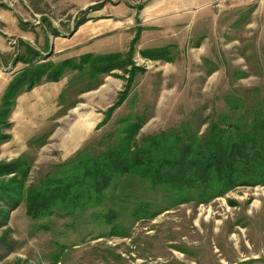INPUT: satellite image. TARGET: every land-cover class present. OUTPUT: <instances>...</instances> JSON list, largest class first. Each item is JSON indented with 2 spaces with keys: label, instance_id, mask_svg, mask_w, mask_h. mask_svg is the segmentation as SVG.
<instances>
[{
  "label": "rangeland",
  "instance_id": "obj_1",
  "mask_svg": "<svg viewBox=\"0 0 264 264\" xmlns=\"http://www.w3.org/2000/svg\"><path fill=\"white\" fill-rule=\"evenodd\" d=\"M104 5L111 26H95L90 47L97 51L91 55L123 57L131 49L129 62L142 70L128 84L132 64L95 79L63 69L59 79L70 75L75 81L59 97L57 112L38 124L37 139L29 138L16 157L27 155L26 186L79 149L97 154L115 144L119 120L126 115L144 117L136 139L182 125L202 136L211 120L228 112L226 97L238 99L243 110L264 105V0H0V42L7 48L1 67L10 70L17 59L25 65L21 70L54 64L37 50L44 37L74 33L79 20L87 21ZM12 23L37 46L9 31ZM111 78L117 86L105 91L101 86ZM125 84V101L103 123ZM87 117L92 119L84 121ZM2 119L0 137L7 129ZM77 124L82 136L69 145L67 134ZM19 130L21 136L29 134L24 126ZM3 143L1 153L10 151L11 144ZM6 157L0 162L13 160ZM146 185L133 188L126 200L120 192V200L110 201L109 189L100 206L77 217L34 221L23 201L14 209L0 202V264H231L248 245L264 259V185L237 186L207 202L182 203L167 201L164 191ZM139 201L149 202L147 211L131 216L129 209ZM109 209L118 211L112 221L103 217ZM113 225L117 235L110 234Z\"/></svg>",
  "mask_w": 264,
  "mask_h": 264
},
{
  "label": "trees",
  "instance_id": "obj_2",
  "mask_svg": "<svg viewBox=\"0 0 264 264\" xmlns=\"http://www.w3.org/2000/svg\"><path fill=\"white\" fill-rule=\"evenodd\" d=\"M84 21L85 18L79 20L74 30ZM130 53L131 49L123 57L119 53L109 56L84 54L79 60L69 58L54 64L27 67L9 82L1 97L2 121L19 90H30L42 79L56 81L67 67L95 79L98 74L132 64L126 80L129 84L135 73L142 70L129 62L132 60ZM84 64H88V69H84ZM128 92L125 84L124 91L106 110L103 123L123 104ZM226 101L228 112L211 120L202 136L182 125L174 131L136 139L145 123L144 117L126 115L119 120L115 144L108 143L105 150L97 154H90L85 147L79 149L57 164L53 171L27 186V155L8 163L1 161L0 202L14 209L23 201L26 214L39 221L53 215L77 217L89 208L100 206L109 189L112 191L110 201L118 199L120 192L126 200L133 188L139 189L145 183L147 189L160 188L166 200L172 203L207 202L237 186L264 185V105L243 110L238 99L226 97ZM6 138L2 136L0 140ZM9 174V178L2 179ZM148 206L149 202L139 201L129 213L137 216L140 211H147ZM117 215L118 211L109 209L103 217L112 221ZM91 216L96 217L95 214ZM112 227L110 234L117 235V225Z\"/></svg>",
  "mask_w": 264,
  "mask_h": 264
},
{
  "label": "crops",
  "instance_id": "obj_3",
  "mask_svg": "<svg viewBox=\"0 0 264 264\" xmlns=\"http://www.w3.org/2000/svg\"><path fill=\"white\" fill-rule=\"evenodd\" d=\"M89 3V1L84 3L82 6L79 7V9L85 8ZM104 7L105 5L102 6L99 11H96L95 13L90 15L91 18L87 19V21L81 24L74 33L69 34L67 36H52V38L47 35L48 37H44V43L41 41V44L38 46L33 40L34 37H32L27 32L19 31L15 23L11 24L13 26L12 29H10L9 31L15 33L14 35L16 37H20L22 39H26L28 41L33 42L38 47L37 50H39L42 55L47 57L46 61L51 60L57 63L68 58H73L84 54H93L97 50L91 49L90 40L97 33V31H95V26L99 23H103L106 26V28L104 27L105 29L103 30H106L107 27L111 26V19L107 18L108 13H106L105 15L102 14V9H104ZM114 25L117 26L119 25V23H114ZM123 26H126V24L121 25V27ZM2 44L3 43L0 42V55L5 54L7 51L6 46ZM17 60L13 62L14 67L12 69L6 70L1 67V65L4 66L5 64H3V60L0 59V105L1 97L5 89L7 88V85L15 77V74L19 70L21 72V68L25 66ZM69 76L70 75H64L62 78L56 81H47L42 79L30 90L21 91L17 95L13 96V104L10 109V112L7 116H5L6 120L4 118V121L2 123L5 125L2 128H7L6 131L2 132L3 134H5L3 136H7V138L0 143V157L7 156L5 160L16 158L21 152L23 153V150L25 149V147L23 148V145H26V141H28V139L31 137L38 136L39 133L35 135V133L39 129L38 124H42L44 122L49 121V118L57 112L59 106H61H58L59 97L61 96V94H64L67 90V87L71 86L72 83L75 81L72 79V76ZM111 79L108 80L110 81V83L106 80L105 83L101 86V88L103 87L102 89L108 91V89H112V86L116 87L117 85L115 81ZM90 119L92 118L87 117L86 119H84V121L86 120L88 122ZM56 120L59 119L57 118ZM13 122L14 124L12 125ZM33 123L37 124V126ZM21 126H24V128L29 132L28 135L21 136L19 134V129ZM82 130V127L78 124L72 126L67 134V143L70 145L71 141L74 140L77 144L79 138L82 136L80 133ZM54 132L55 130H52L51 133L48 134L49 136L47 135L49 139L53 136ZM2 143L11 144V146H9L11 147V150L7 152L5 149H3L5 151L1 153ZM241 254L242 257L238 258L237 261H233L231 264H264V259H261L257 256L255 252H252V249H250L249 245L247 249H245V251Z\"/></svg>",
  "mask_w": 264,
  "mask_h": 264
},
{
  "label": "built area",
  "instance_id": "obj_4",
  "mask_svg": "<svg viewBox=\"0 0 264 264\" xmlns=\"http://www.w3.org/2000/svg\"><path fill=\"white\" fill-rule=\"evenodd\" d=\"M225 1V0H224Z\"/></svg>",
  "mask_w": 264,
  "mask_h": 264
}]
</instances>
